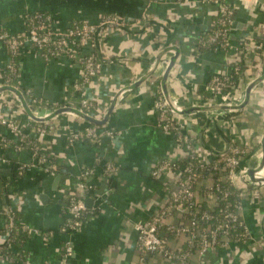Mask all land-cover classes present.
I'll use <instances>...</instances> for the list:
<instances>
[{
	"label": "crops",
	"instance_id": "crops-1",
	"mask_svg": "<svg viewBox=\"0 0 264 264\" xmlns=\"http://www.w3.org/2000/svg\"><path fill=\"white\" fill-rule=\"evenodd\" d=\"M225 2L235 9L230 49L200 45L219 14L220 3L215 0H0V30L10 33L26 31L29 16L37 12L49 13L60 29L74 21L98 22L106 14L126 21L124 26L101 28L84 49V54L93 52L99 57L102 68L81 90L74 89L82 71L81 58L47 59L29 48L19 57L18 87L28 104L33 98L42 99L46 104L41 108L44 116L58 105L84 110L102 120L118 93L119 97L105 123L61 112L45 121L50 128L44 136L25 128V133L38 140L53 159L57 166L53 172L35 167L19 175L16 164L30 162L31 150L27 146L16 148L19 136L0 124V155L10 159L0 166V178L5 182L0 198V244L8 238L7 218L2 212L7 207L22 223L41 231L25 234L11 244L9 255H0V264H57L64 259L66 243L72 247L69 264L138 261L136 223L148 221L167 206L178 188V172L166 170L158 177L153 172L164 160L183 163L186 159L176 135L158 126L156 101L161 93L165 96L164 88L188 111L179 121L184 134L195 144L199 159L206 163L221 160L234 144L245 150L241 170L260 164L264 151V80L253 87L248 103L235 113L196 109L221 104L207 88L214 75H229L238 65L241 72L235 79L242 103L251 82L264 74V48L256 53L245 45L260 43L263 38L264 0ZM10 59L8 49L0 43L2 85ZM126 86L130 88L121 92ZM87 100H93L95 108L85 109ZM0 118L23 125L31 119L11 90L0 91ZM90 125L98 128L97 139L68 142L73 132ZM107 130L114 136L110 137ZM4 139L9 143L4 145ZM108 165L114 167L113 172H106ZM214 181L210 176L198 180L199 204L210 206L204 190ZM82 184L93 188L86 193ZM245 184L248 180L241 177L236 187L242 189ZM71 194H84L85 203L91 199V206H86L97 209L76 229L65 228L71 219V211L65 208ZM242 204L249 240H231L210 247L203 255L196 248L189 264H264V186L244 194ZM169 222L186 224L188 220L174 214ZM162 231L171 248L186 247L185 235L176 237L165 228ZM146 264L170 262L157 254Z\"/></svg>",
	"mask_w": 264,
	"mask_h": 264
},
{
	"label": "built area",
	"instance_id": "built-area-1",
	"mask_svg": "<svg viewBox=\"0 0 264 264\" xmlns=\"http://www.w3.org/2000/svg\"><path fill=\"white\" fill-rule=\"evenodd\" d=\"M215 1L220 3L219 14L214 20L208 36L201 39L200 45L207 46V43H209L214 46V49H230L233 47L229 37L234 23L235 9L225 0ZM254 1L256 2V0ZM27 23L29 27L22 33H10L0 30V43L8 49L11 56L7 64V73L3 85H12L19 88V57L29 48L47 59L61 56H66L72 60L81 58V75L74 84L75 90H81L86 83L98 75L102 66L101 60L95 53L84 54V49L93 42V36L101 28L108 25L124 26L126 21L115 14H106L98 22L89 20L74 21L67 28L60 29L55 25V20L51 15L39 17L33 14L29 16ZM262 40L264 41V35ZM245 45L254 49L256 53L264 48L263 42H246ZM240 72L241 68L237 65L234 66L233 71L229 75L217 74L211 78L207 88L213 96H217L221 100V104H239L242 101L243 97L235 91L237 85L235 78L240 75ZM3 85L0 84V86ZM14 94L20 101L17 94ZM40 100L33 98L29 105L35 115L46 117L47 115H43L44 111L41 109L43 104L42 100ZM172 103L173 106L169 104L162 93L157 99L158 126L164 131L173 132L176 135L180 147L186 152V159L183 163L174 160H164L153 172L155 177H158L166 170L178 172V188L172 192L171 200L167 206L154 214L148 221L136 223L139 259L134 264H146L150 256L157 254L164 255L170 264H189V258L196 248L199 254L203 255L210 247L226 245L231 240L237 242L248 241L250 238L249 229L244 224L241 214L243 209L242 199L247 192L255 191L259 186H264V182H253L249 179L247 171L250 168L241 170V161L245 150L238 145L233 144L221 160L214 159L206 163L199 159L195 144L191 138L184 134L180 125V115L177 110L182 111L185 108L179 106L174 100H172ZM83 106L85 109L91 110V108H95V102L87 100ZM86 113L90 115L89 112ZM0 124L7 126L19 136L22 143L19 140L20 144L17 143L16 147L30 146L32 151V160L30 162L16 164L19 175L35 167L41 168L45 172L57 170L53 159L42 150L38 140L30 138L25 133V128L29 127L40 136H44L50 126L46 123H31V121L19 126L16 121L4 118H0ZM106 133L110 137L114 136L112 130H107ZM97 138L98 128L90 125L83 130L73 132L68 138V142L73 143L79 139ZM7 143L9 141L4 139L3 144L6 145ZM7 163H10V159L0 155V166ZM113 170L114 167L112 165H108L106 168L107 173H111ZM88 173L87 171L86 174ZM207 176L213 177L215 181L213 185L204 190V196L210 202V206L202 209L198 200L196 184L198 180ZM254 176L255 178L264 177V168L262 171L255 173ZM241 177L248 180V184H245L242 189L236 187L237 179ZM1 183L2 179L0 178ZM229 186L238 189L234 198L231 196L232 192ZM81 187L86 193H89L93 188L90 184H82ZM68 198L71 205V219L66 224V229H76L85 222L84 216L88 215L91 217L96 214V207L88 208L86 206L84 194L82 196L71 194ZM2 212L7 218L5 229L8 233V238L6 242L0 244V255H9L8 247L14 243L20 234L30 235L41 232L37 228L22 223L11 207H7ZM174 214L187 218L188 223L174 224L169 222V218ZM163 228L168 234L176 237L185 235L186 247L171 248L168 237L162 231ZM43 233L45 236L50 234L48 231ZM71 254L72 247L69 243H66L64 259L57 264H69L68 257Z\"/></svg>",
	"mask_w": 264,
	"mask_h": 264
},
{
	"label": "water",
	"instance_id": "water-1",
	"mask_svg": "<svg viewBox=\"0 0 264 264\" xmlns=\"http://www.w3.org/2000/svg\"><path fill=\"white\" fill-rule=\"evenodd\" d=\"M173 60H174V58H173ZM173 60L169 62V66L167 67V71L165 73L166 75H167V72H169V70H170V68H171V66L173 64ZM263 80H264V74L259 76L258 78H256L253 82H251V84L248 86L247 91H246V100L243 101L242 103H239V104H220V105L218 104V105H214V106H198V107H196V109L205 110V111L216 110V109H222V110L227 109V110H230L232 113H235V112H237V111H239V110H241L242 108L245 107V105L248 103V101H249V99L251 97V91H252L253 87L255 85H257L259 82L263 81ZM162 84H163V87H164L165 86V80H163ZM129 88H130L129 86H126L122 90L124 91V90H127ZM1 90H11L14 93H16L17 96L20 99V102H21L23 108L27 112V114L30 116V118L32 120L37 121V122H45V121L49 120L50 118H52L53 116H55V115H57V114H59L61 112H71V113L79 114L83 118H85L88 121L93 122V123H105L108 120V118L110 116V113H111V111L113 109V106L115 105V103H116V101H117V99L119 97V93H118L117 96L115 97L111 107H110V110L106 114L105 118H103L102 120H98V119L94 118L93 116L87 114L86 112H84L81 109H77V108L70 107V106L59 107V108L55 109L54 111H52V113L50 115H48L46 117H40V116H37V115H35L33 113V111L31 110V107L28 104L27 99L25 98V96L23 95V92L19 88L15 87V86H12V85H3V86H0V91ZM164 92H165V96H166V99L168 100L169 104L171 106H173L171 97H170L169 93L167 91H165V88H164ZM187 112H188L187 109H183L182 111L177 110V113L180 116H185ZM182 129H183V126H182ZM263 168H264V151H263V156H262V160L260 162V165L257 168H250L247 171V176L253 182H264V177L255 178V176H254L255 173L262 171ZM85 204L87 206H91V199L90 200L87 199Z\"/></svg>",
	"mask_w": 264,
	"mask_h": 264
},
{
	"label": "trees",
	"instance_id": "trees-1",
	"mask_svg": "<svg viewBox=\"0 0 264 264\" xmlns=\"http://www.w3.org/2000/svg\"><path fill=\"white\" fill-rule=\"evenodd\" d=\"M36 14V16L38 15L39 17H43V16H47V15H50L49 13H47V12H37V13H35ZM27 26H28V23H27ZM29 27V26H28ZM261 42H263L264 43V41L263 40H261ZM201 46H203V45H201ZM204 47V46H203ZM207 47H212V48H214V46L212 45V44H209V43H207ZM235 83L237 84V80H235ZM237 86H238V84L236 85V87H235V91H236V93H237ZM43 105H46V104H44L43 103ZM31 121H33V120H31ZM29 148H30V146H29ZM5 182L4 181H2V183L0 184V198H1V196L3 195V188H4V186H5V184H4ZM229 188H230V190H231V192H232V197L234 198L235 197V194H236V192H238V189L237 188H235V187H230L229 186ZM200 206H201V208L202 209H206L207 208V205L206 204H204V203H200ZM65 208H66V210H68V211H71V205H70V200H69V198H68V200L66 201V203H65ZM90 216H84V221H86L88 218H89ZM238 230L240 231V229L238 228ZM24 236H26L25 234H20L19 235V237L14 241V243L15 242H18V240H19V238L20 237H23L24 238Z\"/></svg>",
	"mask_w": 264,
	"mask_h": 264
},
{
	"label": "rangeland",
	"instance_id": "rangeland-1",
	"mask_svg": "<svg viewBox=\"0 0 264 264\" xmlns=\"http://www.w3.org/2000/svg\"><path fill=\"white\" fill-rule=\"evenodd\" d=\"M55 24H56V22H55ZM39 54V53H38ZM44 57V56H43ZM81 57V56H80ZM101 68H102V66H101ZM101 68H100V70H101ZM100 70H99V72H100ZM99 74V73H98ZM78 91V90H77ZM241 96V95H240ZM243 97V96H242ZM42 100V99H41ZM40 100V101H41ZM241 101V100H240ZM43 104V103H42ZM59 107H62V106H53L51 109L54 111L55 109H57V108H59ZM52 110H50V111H52ZM32 120V119H31ZM31 120H29V121H27V122H29L30 123V121ZM14 121V120H13ZM26 122V123H27ZM32 122V121H31ZM18 123V122H17ZM35 123L37 124V123H46L47 124V122H37V121H35ZM19 124V126H22L23 124L22 123H18ZM48 125V124H47ZM49 126V125H48ZM186 135V134H185ZM29 136V135H28ZM38 136H40L39 134H38ZM31 138V137H30ZM39 142V141H38ZM19 143V142H18ZM20 143H22V141L20 140ZM19 143V144H20ZM28 147V146H27ZM16 148H18L19 150L20 149H22V148H24V146H21L20 148L17 146ZM29 148V147H28ZM30 149V148H29ZM31 155H32V151H31Z\"/></svg>",
	"mask_w": 264,
	"mask_h": 264
}]
</instances>
